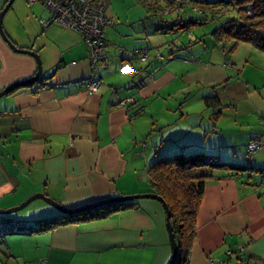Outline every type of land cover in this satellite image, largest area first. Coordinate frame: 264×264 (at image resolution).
Wrapping results in <instances>:
<instances>
[{
    "label": "crops",
    "instance_id": "obj_1",
    "mask_svg": "<svg viewBox=\"0 0 264 264\" xmlns=\"http://www.w3.org/2000/svg\"><path fill=\"white\" fill-rule=\"evenodd\" d=\"M8 1L0 0V13ZM107 2L109 65L96 69L81 34L41 26L48 16L41 4L14 0L5 14V37L36 53L42 69L37 82L0 99V209L34 194L67 211L155 195L149 167L167 156L202 153L231 169L213 170L204 183L186 264H264V149L247 154L250 142L264 143V86L243 88L233 80L240 73L232 62L213 66L204 55L172 44L165 58L150 56L158 22L167 19L139 0ZM199 34L196 44H203L208 36ZM249 63L255 66L245 86L260 78L258 73L263 77L264 54L252 50ZM36 73V61L14 53L0 35V92ZM96 81L102 86L90 94L87 85ZM186 95L195 99L202 120L179 126L182 136L164 140V131L189 116L191 108L182 105ZM130 98L133 103H127ZM208 98H216L223 110L209 126L203 116L212 111ZM223 117L230 121L224 129L218 127ZM241 119L246 126L239 125ZM40 201L31 217H0V264H170L166 214L157 201L134 200L130 208L105 216L37 231L41 219L61 214Z\"/></svg>",
    "mask_w": 264,
    "mask_h": 264
},
{
    "label": "trees",
    "instance_id": "obj_2",
    "mask_svg": "<svg viewBox=\"0 0 264 264\" xmlns=\"http://www.w3.org/2000/svg\"><path fill=\"white\" fill-rule=\"evenodd\" d=\"M139 1L148 12L157 14L162 20L163 17L170 14H175L178 18L170 24L167 22L165 24V21H162L163 26L158 27L160 33L169 30L170 32H189L193 26H202L216 17L224 18L225 21L210 33L216 43L221 45L230 43L231 51L240 43L248 44L257 51L264 53V0ZM160 3H164V6H161ZM189 3L193 6L191 9L203 18L187 21L179 19V13ZM230 12L235 13L236 16L227 18ZM209 99L211 98L204 100L208 106H210L208 104ZM216 169L231 168L226 164H216L206 160L202 153H194L161 158L147 171L155 195L162 198L170 211V224L177 243L175 264L187 263L186 255L195 235L196 216L203 195L204 183L211 177L209 173ZM134 204L133 201L120 202L79 215L59 214L53 218L41 219L38 222V228L33 230L43 231L57 226L87 221L96 216H105L115 211L130 208ZM11 231L12 229L8 233Z\"/></svg>",
    "mask_w": 264,
    "mask_h": 264
},
{
    "label": "rangeland",
    "instance_id": "obj_3",
    "mask_svg": "<svg viewBox=\"0 0 264 264\" xmlns=\"http://www.w3.org/2000/svg\"><path fill=\"white\" fill-rule=\"evenodd\" d=\"M37 4H39V3H37ZM160 5L164 6V3H160ZM191 8H193L192 4L189 3L188 5H186L185 9L183 11H181V15L179 16V19H181L183 21L200 19V16L198 18V14L192 15V12H191L192 9ZM235 16H236L235 13L230 12L229 16L227 18H231V17H235ZM160 17H163V16H160ZM163 18L167 19V22L169 24L172 23L174 20L178 19V18H176L175 14H171V15L165 16ZM224 21H225L224 18H217L216 17L214 20H212V22L209 21L202 26L191 27V30L189 32H187V31H174L171 33L170 32H165V33L162 32V33L158 34L157 37H155L157 39V40L153 41L154 43H157V45L155 46V49L153 50V52H155V53L151 52L150 56L160 55L163 58H165L168 54V51L166 50V47H168L167 44H169V45L172 44V45H175L174 47H179V48L184 49V50H189L193 55H196V56L197 55H204V59H208V61H210L213 66H223L224 64H228L229 62H232V64H234L233 67H236L235 71L236 72L238 71L240 73L238 75H234L233 80H238L243 88L245 87V88L251 89L252 87H263L264 86V73H263V77L258 73V77H260V78L255 80L253 82V84H249V86H245V84L243 83V81H247L246 76L250 72V70L253 68V66H251V65L255 66V64H250V63L246 64L247 61H249L250 53L252 52V50L255 51L256 50L255 48H253L252 46H250L248 44H241L240 43L239 45L236 46V48H234L231 51L230 43H223V45L220 44L219 47H218V45L214 44L215 40L212 39V37L210 36V33L212 32V30H214V28L221 25ZM158 25L160 26V22H158ZM203 31L205 32V35H207L208 37L206 39H204L205 42H203V44H196V42L199 41V36H197V34L202 33ZM191 35H193V36L191 37ZM199 35H201V34H199ZM159 38L166 39V42H163V41L161 42L159 40ZM196 38H198V40H196ZM179 43H181V45H178ZM204 47H205V50H204ZM260 53H262V52H260ZM236 72H235V74H237ZM230 88L231 87H228V90ZM183 101H185V102H182V105L184 104L185 107L187 106L188 108H191V111H189V113H188L189 116L184 119L185 120L184 123L179 124L177 126H174V128L170 132L167 133L166 131H164V133L162 134L163 137H165L164 140H168L171 137L176 138V137L182 136L183 132L180 129H178L179 126L181 128V126H183L185 124H196L197 121L202 120V112H201L200 108L197 107V103L195 102V99L192 96L186 95L185 99H183ZM208 104L210 105L209 109L212 111H209L206 115H203V116L205 119L208 120V126H209V120L211 122V125L216 124V121H215L216 115L219 112V110H221V111H223V110H222V108H220L221 105H219L217 103L216 98L209 99ZM216 106H217V108H216ZM212 119H213V121H212ZM241 120L242 121L239 120V125L242 127L246 126L247 124H243L246 121V119H241ZM218 121H220V122H218V127L221 126V127H223V129L226 128V125L230 123L229 119L226 117H223L222 119H219ZM162 131H163V129L159 130V132H162ZM226 136H227V133L225 131L222 139L226 140ZM182 155H184V154H182ZM189 155H191V154H189ZM174 156H176V155H174ZM167 157H173V156H167ZM34 195H36V194H34ZM34 195L28 196L21 203H19L17 206H14L13 208H9L6 210H13V209H16V208L24 205V203L27 202V200L32 198ZM38 204H42V202L40 201V199H35V200L31 201L25 207H23L17 211H14L7 216H0V217L12 218L13 221L15 219H23L24 217H31V215L33 214L32 213L33 207L38 205ZM6 210H1V211H6Z\"/></svg>",
    "mask_w": 264,
    "mask_h": 264
},
{
    "label": "built area",
    "instance_id": "obj_4",
    "mask_svg": "<svg viewBox=\"0 0 264 264\" xmlns=\"http://www.w3.org/2000/svg\"><path fill=\"white\" fill-rule=\"evenodd\" d=\"M181 0H178L180 2ZM29 4L39 3L48 13L47 19L41 20L43 28L56 25L60 28L78 32L83 37L88 52L90 65L96 69L98 64L108 67L109 63L104 56L105 38L104 29L111 26V21L106 16L107 0H28ZM142 61H146L148 51L140 53ZM101 82H90L87 91L97 93L101 88ZM132 98L127 103H133ZM264 149L261 140H254L247 146L249 156ZM11 230V228H8ZM7 229V233L9 230ZM218 264V263H210Z\"/></svg>",
    "mask_w": 264,
    "mask_h": 264
},
{
    "label": "water",
    "instance_id": "obj_5",
    "mask_svg": "<svg viewBox=\"0 0 264 264\" xmlns=\"http://www.w3.org/2000/svg\"><path fill=\"white\" fill-rule=\"evenodd\" d=\"M13 2H14V0H9L8 3L5 5L4 9L2 10V12L0 13V35H1L2 39L5 41V43L8 45V47L14 53L28 55L36 61L37 73L32 80H30L28 82L21 83V84H13V85L9 86L8 88H6L5 90H3L2 92H0V98L11 93V92H13L14 90H16L17 88H19L21 86H25V85H29V84L37 82L39 80L40 75H41V69H42L41 68V61L39 59V56L36 53L16 48L4 35L3 28H2L3 18L5 16V14L7 13V11L9 10V8L11 7ZM35 199L44 200L45 202L51 204L54 208H56L61 214H65V215H79V214H82V213H85V212H88L91 210H95L98 208L105 207L106 205H109V204L120 203V202H129V201H134V200H139V199H151V200L157 201L162 205V207L165 211V214H166V229H167V233L169 236V242H170V248H171L170 264H175V262H176V259H177V243H176V240H175V237L173 234V230H172V227L170 224V211H169L166 203L162 200V198H160L157 195L146 194V195L127 196V197L112 199V200H109V201H106V202H103L100 204H95V205L85 207L82 209H78L75 211H67V210L61 208L60 206H58L57 204H55L53 202H49V200H47L43 195L37 194V195H34L29 200H27V202H25L24 205H22L16 209L6 210V211L0 210V216H7L10 213L25 207L26 205H28L31 201H33Z\"/></svg>",
    "mask_w": 264,
    "mask_h": 264
}]
</instances>
